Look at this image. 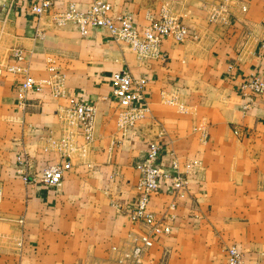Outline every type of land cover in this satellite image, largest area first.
Masks as SVG:
<instances>
[{
    "label": "crops",
    "instance_id": "crops-1",
    "mask_svg": "<svg viewBox=\"0 0 264 264\" xmlns=\"http://www.w3.org/2000/svg\"><path fill=\"white\" fill-rule=\"evenodd\" d=\"M38 1L0 0V264H132L119 260L143 233L132 218L136 164L152 140L163 155L173 150L182 168L195 166L177 218L167 220L171 233L157 236L140 264H228L233 244L244 251L243 264H264V94L248 114L241 110L252 95L244 83L254 72L264 77V0H230L224 21L209 16L223 0H111L113 13L132 14L141 30L164 6L184 22L191 36L165 40V60L139 58L104 28L83 35L75 22H54L72 1L84 11L91 0H52L41 17L30 10ZM16 48L34 80L59 74L69 94L97 106L94 139L65 157L70 167L57 188L34 176L63 160L53 141L62 137L59 109L69 100L45 83L20 106L25 74L7 69ZM123 69L148 78L145 117L125 138L113 93ZM24 152L34 163L28 178L17 168ZM172 200L165 181L150 207L164 215Z\"/></svg>",
    "mask_w": 264,
    "mask_h": 264
},
{
    "label": "built area",
    "instance_id": "built-area-1",
    "mask_svg": "<svg viewBox=\"0 0 264 264\" xmlns=\"http://www.w3.org/2000/svg\"><path fill=\"white\" fill-rule=\"evenodd\" d=\"M230 0H223L210 12L212 21H224L228 13ZM52 0H39L32 4L31 11L41 17L48 12ZM246 10V7H244ZM150 23L143 30L137 25L134 16L129 13L114 14L111 0H91L90 6L82 11L77 2L72 1L68 7L54 14V22L65 24L75 22L78 24L83 35H87L91 27L104 28L118 41L125 42L139 58H155L165 60L167 52L162 45L165 40L171 38L181 43L191 36L190 29L177 16L169 13L164 6L160 15H149ZM15 64L9 65L7 69L13 72L25 74V80L19 89V104L26 107L28 94L33 90H41L45 83L49 85L55 98L67 97L69 105L59 109V117L64 122L62 137L53 141L54 146L61 152L63 160L49 163L41 170H36L34 179L40 183L59 187L65 172L70 167V161L65 157L75 150L85 149L94 139L95 118L97 112L96 104L85 97L69 94L64 82V77L57 74L46 82H38L28 75L27 56L22 49L16 48L13 52ZM261 67L264 68V38L261 41ZM148 78L146 76H135L130 70L123 69L114 74L113 93L119 100L117 126L123 138L134 130L142 118L145 117L147 105L143 102ZM245 88L252 92L251 96L242 104V114L246 115L256 106L254 96L264 94V77L259 72H254L244 83ZM82 138L79 144L78 138ZM195 162L187 161L183 168L179 158L173 150L165 155L162 153L159 141L148 142L145 158L136 164L140 176L136 183V207L132 211V218L138 221L143 233L134 241V246L129 252H124L120 263L130 262L140 264L144 254L153 246L157 236L169 234L172 226L168 219H176L175 210L178 207L177 199L184 198L188 192V183ZM34 167L32 157L22 153L17 157L18 170L28 178ZM165 181L170 182V193L173 196L168 206L167 213L160 215L150 207L152 196L160 191ZM4 198L0 187V204ZM113 204L122 208V204L113 201ZM23 222V220H19ZM114 249H117L114 247ZM228 264H243L244 251L233 244L226 249Z\"/></svg>",
    "mask_w": 264,
    "mask_h": 264
}]
</instances>
